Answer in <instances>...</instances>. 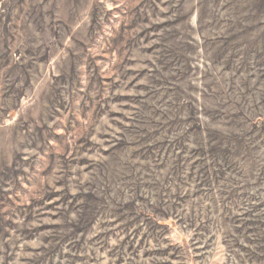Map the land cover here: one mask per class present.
<instances>
[{
  "label": "rangeland",
  "instance_id": "obj_1",
  "mask_svg": "<svg viewBox=\"0 0 264 264\" xmlns=\"http://www.w3.org/2000/svg\"><path fill=\"white\" fill-rule=\"evenodd\" d=\"M0 264H264V0H0Z\"/></svg>",
  "mask_w": 264,
  "mask_h": 264
}]
</instances>
